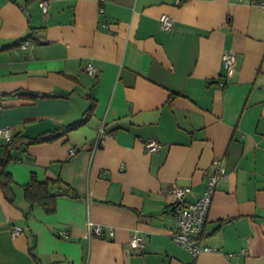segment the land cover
Segmentation results:
<instances>
[{"label": "crops", "instance_id": "1", "mask_svg": "<svg viewBox=\"0 0 264 264\" xmlns=\"http://www.w3.org/2000/svg\"><path fill=\"white\" fill-rule=\"evenodd\" d=\"M42 1L0 0V129L16 139L14 203L0 187V264H264L262 0H47L48 14ZM163 15L174 28H162ZM227 51L238 56L232 76ZM93 103L87 124L32 143ZM152 140L162 144L155 153ZM9 144L0 136V158ZM215 160L227 177L198 237L214 251L195 257L173 239L171 190L189 187L186 202H197ZM33 176L79 197H60L48 214L25 198ZM90 221L105 237H88ZM14 226L23 234L13 237ZM135 234L144 252L131 248Z\"/></svg>", "mask_w": 264, "mask_h": 264}, {"label": "built area", "instance_id": "2", "mask_svg": "<svg viewBox=\"0 0 264 264\" xmlns=\"http://www.w3.org/2000/svg\"><path fill=\"white\" fill-rule=\"evenodd\" d=\"M106 1V0H103ZM260 6L264 9V0L261 1ZM41 8L48 14L50 3L45 0L41 2ZM162 28L164 30H170L175 26V20L168 16L163 15L160 19ZM31 45L30 40L24 41L21 45L22 49H28ZM238 64V56L233 51L225 52L223 56V67L228 76H232L235 73ZM87 73L92 76H98V69L91 63L86 67ZM0 136L5 137L9 142L12 141V132L9 128L0 129ZM107 132L105 124H103L96 135V138L92 144V151L95 154L98 150L104 147L106 142ZM146 148L150 153H155L162 148V144L158 141L152 140L147 142ZM72 155L76 154L75 150L71 151ZM227 177V169L221 164L220 160H215L214 170L208 176L207 188L203 196L195 203H187L186 198L191 192L189 187H175L171 190L173 196L172 207L178 217V228L173 232L172 236L174 241L185 247L195 257L205 253L212 252L214 248L208 245H202L199 243V236L205 230L209 211L213 202L214 195L217 187L222 179ZM24 232L20 226H14L11 229L13 237L22 235ZM106 229L101 225H96L93 222L88 223V237H105ZM110 237H114V230L109 229ZM61 236L68 237V234L62 231ZM131 248L137 253L145 251L146 241L143 236L135 234L130 242Z\"/></svg>", "mask_w": 264, "mask_h": 264}, {"label": "trees", "instance_id": "3", "mask_svg": "<svg viewBox=\"0 0 264 264\" xmlns=\"http://www.w3.org/2000/svg\"><path fill=\"white\" fill-rule=\"evenodd\" d=\"M33 38V35L27 36L20 42V46L24 41L30 40ZM94 111V103L89 108V110L84 114L83 118L74 124L65 128V130H55L54 132L45 133L43 135H39L32 139V143H44L51 142L58 139L61 135H66L69 132L82 127L87 124L90 120ZM59 133V134H58ZM16 145V139H13L7 149V153L3 158H0V187L3 190V193L7 200L11 203H14L16 200V195L13 190V186L15 181L10 172H8L7 167L9 163L12 161V153L13 149ZM59 181L55 180H46L39 181L35 176L32 177V180L29 184L24 186L25 190V198L31 202L33 206L39 205L41 206L48 214H53L57 211V201L60 197H71L77 198L79 194L73 190L67 184H57ZM57 186H60V191L57 193H53V189Z\"/></svg>", "mask_w": 264, "mask_h": 264}, {"label": "water", "instance_id": "4", "mask_svg": "<svg viewBox=\"0 0 264 264\" xmlns=\"http://www.w3.org/2000/svg\"><path fill=\"white\" fill-rule=\"evenodd\" d=\"M60 189H61L60 187L55 188V189L53 190V193H57V192H59Z\"/></svg>", "mask_w": 264, "mask_h": 264}]
</instances>
